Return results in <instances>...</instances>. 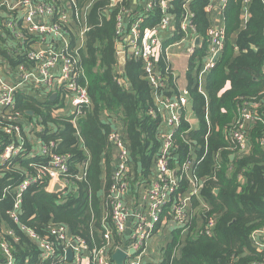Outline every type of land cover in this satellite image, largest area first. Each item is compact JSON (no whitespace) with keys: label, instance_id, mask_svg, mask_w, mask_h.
Segmentation results:
<instances>
[{"label":"trees","instance_id":"16d2710c","mask_svg":"<svg viewBox=\"0 0 264 264\" xmlns=\"http://www.w3.org/2000/svg\"><path fill=\"white\" fill-rule=\"evenodd\" d=\"M181 1L174 3L176 12ZM209 1L193 0L189 8L194 15L196 33L202 39L200 47L187 60L185 74L187 102L198 127L191 129L182 110L179 126L173 132L176 148L173 165L195 159L192 170L200 178L202 187L198 197L191 200L192 211L184 236L181 237L182 229L172 231L171 241L163 248L161 264H254L261 262L264 255L251 238L253 232L264 228V146L261 145L264 137V0H226L222 10L223 48L206 73L202 94L193 73H200L207 56L210 22L205 8ZM75 2L79 10L88 5L85 12L89 30L76 59L77 69L82 72L77 83L86 86L90 105L82 107L78 116H56L54 112L66 106L60 92L53 99L52 93L45 95L43 90L31 87L15 92L14 111L33 124L34 137L42 143L53 142V153L69 158L70 182L68 190L57 194L46 191L45 178L30 185L21 194L19 223L15 224L8 215L14 204L15 189L26 176L35 174L45 159L18 157L14 160L17 168L5 172H1L0 166V239L11 248L12 264L50 263V260H39L37 245L20 226L43 237L52 226L63 225L71 237L83 240L89 250L103 244L101 220L107 213L106 196L113 168L108 135L114 122L119 119L123 124L132 172L135 176L141 173L146 182L160 144V119L150 115L155 109L152 89L141 63L129 59L119 67L115 35L119 8H109L110 0ZM121 2L123 7H130L132 3L131 0ZM245 8L249 17L243 25L240 14ZM6 13L5 7L0 6V63L5 72L12 73L18 65L27 69L30 64L18 44L8 38L4 26ZM148 17L146 26L159 19L158 10L147 14ZM156 66L164 78L162 93L172 100L178 93L177 87L162 55ZM244 106L258 119L246 122L244 135L248 149L240 152L232 141V132ZM9 141L0 131V148ZM190 146L195 148L193 154ZM28 151L29 148L24 154ZM84 164L82 179L76 180L74 177L81 173ZM186 186V182H182L180 191ZM209 221H213V227L207 235L203 231ZM106 227L117 243L120 238L109 218ZM8 230L13 236L6 234ZM56 250L62 257V247ZM3 263L0 253V264Z\"/></svg>","mask_w":264,"mask_h":264},{"label":"built area","instance_id":"2783aa9c","mask_svg":"<svg viewBox=\"0 0 264 264\" xmlns=\"http://www.w3.org/2000/svg\"><path fill=\"white\" fill-rule=\"evenodd\" d=\"M131 1L130 7H123L121 0H110L109 8H119L115 18L117 54L124 53L126 61H139L143 67L152 89L155 108L150 115L158 116L161 124L159 148L147 182L135 183L124 127H112L108 140L112 146L113 168L106 196L107 213L101 220L104 229L103 244L89 250L83 240L71 237L63 225L52 226L43 237L24 226L20 228L37 245L42 254L41 261L50 260L49 264H67L64 255L71 248L72 241L76 247L72 248L73 261L70 264H82L84 259L87 264H114L111 255L115 250L124 252L123 264H151L147 261L150 258L149 242L165 228L170 234L177 229L186 231L192 211L191 200L198 197L202 187L200 178L192 170L195 159L173 165L176 150L173 132L178 128L182 110L188 104L187 92H179L175 102L164 96L163 74L159 73L156 66L162 55L170 70L172 64L169 59L173 56L170 49L182 47L185 55L177 53L174 56L189 59L202 44L193 23L194 15L189 9L193 0H182L178 12L174 5L176 0ZM219 1L223 10L226 0ZM0 6H4L7 12L4 26L8 31V38L18 44L19 50H23L25 59L30 64L27 69L20 64L12 73L5 72L0 67V131L10 138L9 143L0 148L1 172L16 169L14 160L18 157L31 160L34 156H42L45 159L37 172L26 176L15 192V202L8 215L13 223L18 224L23 191L41 178L47 179V192L52 190L55 183L68 190L70 176L69 158L53 153V142L42 143L34 137L33 124L27 123L20 112L14 111V95L23 87L43 90L45 95L52 93V96L60 92L66 106L56 110V116H78L82 107L90 105L86 86L77 83L82 72L77 69L76 59L89 30L85 12L88 5L79 10L75 0H11L10 3L3 0ZM215 6L216 0H210L205 8L210 27L207 30V56L199 74H206L213 67L214 56L223 48L224 29L215 26L210 16ZM155 9L158 10L159 19L146 26L150 18H147V14ZM244 11L242 20L243 17L247 19V9ZM72 39L74 45H71ZM122 66L119 64V67ZM54 70H57L56 75L53 74ZM118 82L121 83V80ZM257 119L247 106L241 108L239 120L232 132V141L240 152L248 149L244 135L246 122ZM36 131L39 132L40 128ZM261 145L264 146V137ZM27 148L29 151L24 154ZM189 148L191 153L195 149L192 146ZM84 169L82 167L81 173L74 177L76 180L82 179ZM184 181L186 189L180 191ZM108 218L116 236L120 238L117 243L106 227ZM212 227L213 221H209L203 232L209 235ZM251 238L255 247L264 252V228L253 232ZM58 246L63 250V256L59 258L54 254ZM0 253L7 264H12L13 257L4 240H0ZM254 264H264V255L261 262Z\"/></svg>","mask_w":264,"mask_h":264},{"label":"crops","instance_id":"0c3cea01","mask_svg":"<svg viewBox=\"0 0 264 264\" xmlns=\"http://www.w3.org/2000/svg\"><path fill=\"white\" fill-rule=\"evenodd\" d=\"M216 8H214L213 10H212V12H211V14H210V16H211V20L213 21L214 20V16H215V14H214V12H217L218 13V16H217V18L219 17V15H221V17H222V20H223V16H222V7H221V2L219 1V0H216V6H215ZM243 12H244V14H245V11L244 10H242V12H241V14H240V18L242 17V14H243ZM248 17H249V14H248V11H247V19H248ZM247 19H244V17H243V20H242V18L240 19V21H241V24H245L246 22H247ZM244 20H246L245 22H243ZM176 59H178V58H176V57H173V58H170L169 59V63H171L172 64V68L170 69L171 70V72H172V76L174 77V82H175V85H176V87H177V94L176 95H174L173 97H172V101H176V99H177V97H178V95H179V92H183L184 90H186V82L184 83V86H183V88H179L178 87V85H177V75H176V72H175V67H177L178 66V63L176 62ZM187 60H188V58H186V61H185V65L183 66L184 67V69H185V73H184V79H185V74H186V69H187ZM53 74L54 75H56L57 74V70H54L53 71ZM193 78H194V81L197 83V85H198V87H199V91L201 92V93H203V89L205 88V78H206V74H196L195 72L193 73ZM185 81V80H184ZM169 98V97H168ZM170 99V98H169ZM184 111V115H185V119H186V121L189 123V125H190V127H191V129H197V127H198V124H197V126L196 127H194V126H192L191 124H190V122H189V118H190V115L192 116V118H194V116H193V114H192V111H191V109H190V106L187 104V106H186V108L183 110ZM189 112H190V114H189ZM208 123V122H207ZM123 124H122V122H121V120H117L114 124H113V126L114 127H120V126H122ZM194 152V151H193ZM193 154V153H192ZM143 175L141 174V173H139V174H137L136 176L134 175V182L135 183H145L146 182V178H145V176H143ZM111 180V179H110ZM64 191V190H63ZM184 234H185V232H182V234H181V237H183L184 236ZM171 238H172V236H171V234H168V237H167V240H166V242H165V244H164V246L163 245H161V247H159L158 249H148V251H149V256H150V258H153L155 255H156V253H157V250H159V263H161V260H162V254H163V248L171 241ZM178 253L176 252V255H177ZM67 261V260H66Z\"/></svg>","mask_w":264,"mask_h":264},{"label":"rangeland","instance_id":"374dc122","mask_svg":"<svg viewBox=\"0 0 264 264\" xmlns=\"http://www.w3.org/2000/svg\"><path fill=\"white\" fill-rule=\"evenodd\" d=\"M9 3L11 2V0H8ZM215 16H214V20H213V24L215 26H218L219 28H223V20H222V17L221 15H219V17L217 18L218 16V13L217 12H214ZM182 47L179 49V48H172L169 50V52L171 54H173L172 58L173 57H176L174 55H177V53L179 55H185V53L181 50ZM177 58V57H176ZM185 61H186V58L185 57H178V59H176V62L178 63V66L175 67V72H176V75H177V85L179 88H183L184 86V83L186 82V79H184V73H185V69H184V65H185ZM185 80V81H184ZM187 84V83H186ZM201 93V92H200ZM203 94V93H202ZM69 110V108H68ZM190 114V112H189ZM189 122L192 126L196 127L197 126V122L195 120V118H192V116L190 115V118H189ZM168 234H170L169 230L167 228L161 230L160 232H158L153 239H151V241L149 242L148 244V249H158L159 247H161V245L164 246L166 240H167V237H168ZM159 250H157V253L156 255L153 257V258H147V261L151 264L153 263H158L159 262ZM82 264H87V261L84 259L82 261ZM158 264H161V263H158Z\"/></svg>","mask_w":264,"mask_h":264},{"label":"water","instance_id":"95a60500","mask_svg":"<svg viewBox=\"0 0 264 264\" xmlns=\"http://www.w3.org/2000/svg\"><path fill=\"white\" fill-rule=\"evenodd\" d=\"M198 39H199V38L196 39V43H197V44H198ZM219 55H220V52H218V53L214 56L213 61H216V59L218 58ZM125 61H126L125 54L119 52V53H118V62H119V64L124 66ZM262 72H263V74H264V63H263V66H262ZM51 98H52V99L55 98V95H53ZM230 159L232 160V159H233V156H231ZM82 167L84 168V167H85V164H84ZM63 190H65V188H64L63 186H61V185L58 184V183H55V184L53 185V187H52L51 192H52L53 194H56V193L61 192V191H63ZM214 193H217V190H215ZM71 246H72L73 248H75V247H76L75 242H71ZM130 253H132V252H130ZM66 259H67L68 262H70V261L72 260V250H71V249L68 250V252H67V254H66ZM124 259H125V254H124L123 251H121V250H115V251L112 253L111 260H112V262H113L114 264H123V263H124Z\"/></svg>","mask_w":264,"mask_h":264},{"label":"bare ground","instance_id":"6f19581e","mask_svg":"<svg viewBox=\"0 0 264 264\" xmlns=\"http://www.w3.org/2000/svg\"><path fill=\"white\" fill-rule=\"evenodd\" d=\"M0 67L2 68L3 67V65H1V63H0ZM25 179V178H24ZM21 184V183H20ZM33 184V183H32ZM31 184V185H32ZM19 187V186H18ZM18 187L15 189V192H16V190L18 189ZM51 192V191H50ZM62 192V191H61ZM52 193V192H51ZM59 193V192H58ZM57 194V193H56ZM14 202H15V200H14ZM14 205V204H13ZM21 205V204H20ZM20 210V209H19ZM18 223H19V220H18ZM25 227V226H24ZM20 228H21V226H20ZM27 228V227H26ZM27 229H29V230H31L30 228H27ZM22 231V230H21ZM33 231V230H32ZM23 232V231H22ZM34 232V231H33ZM8 233H11L10 235H8ZM24 233V232H23ZM35 233V232H34ZM6 234L8 235V236H13V232L12 231H10V230H8V231H6ZM25 234V233H24ZM26 235V234H25ZM27 236V235H26ZM28 237V236H27ZM29 238V237H28ZM75 239V238H74ZM0 240H2V239H0ZM16 240V239H15ZM5 241V240H4ZM6 242V241H5ZM72 242H74V241H72ZM7 244H8V242H6ZM71 244V243H70ZM8 246H9V244H8ZM9 248H10V246H9ZM72 246H71V250H72ZM69 250V249H68ZM68 250L66 251V253H65V259H66V254H67V252H68ZM10 251H11V248H10ZM11 254H12V252H11ZM54 254H55V257H59L58 255H57V250H55V252H54ZM41 252H40V254H39V260H41L42 258H41ZM2 256V255H1ZM112 256V255H111ZM3 257V256H2ZM12 257H13V255H12ZM67 260V259H66ZM3 261H4V263L3 264H7L6 263V261H5V259L3 258ZM72 261H73V250H72V260L70 261V262H68V261H66V263L67 264H70V263H72ZM112 261V260H111ZM13 263V262H12ZM113 263V262H112Z\"/></svg>","mask_w":264,"mask_h":264}]
</instances>
